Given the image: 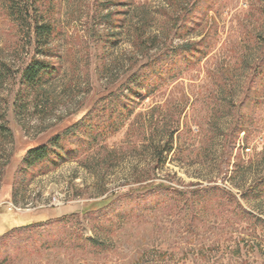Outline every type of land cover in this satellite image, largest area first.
Segmentation results:
<instances>
[{"label":"rangeland","instance_id":"1","mask_svg":"<svg viewBox=\"0 0 264 264\" xmlns=\"http://www.w3.org/2000/svg\"><path fill=\"white\" fill-rule=\"evenodd\" d=\"M25 3L0 0V236L17 228L0 238V264H264V190L250 191L264 177V0H40L60 72L30 90L35 46L10 10ZM186 44L193 61H168L107 140L45 173L22 166L32 145ZM171 135L156 166L153 146Z\"/></svg>","mask_w":264,"mask_h":264},{"label":"trees","instance_id":"2","mask_svg":"<svg viewBox=\"0 0 264 264\" xmlns=\"http://www.w3.org/2000/svg\"><path fill=\"white\" fill-rule=\"evenodd\" d=\"M39 1L26 0L24 11L19 10L17 12L14 11L13 5L10 7V10H13L12 14L25 20L27 24L26 34L34 42L33 45L35 46V52L22 74V83H24L25 88L28 90L46 84L49 80L58 76L60 72L58 66L53 65L46 59V56L49 57L52 54V50L49 48V40L54 36L55 31L51 24L45 21L40 23L36 19L34 9H36L35 4ZM197 1L201 2V0ZM192 10H190V13ZM196 50L202 53V56L205 54L203 49L202 51ZM38 55H41L43 58L38 57ZM171 56V60L166 57L159 60L156 59L153 62H147L140 71L134 72L124 80L118 89V93H110L106 98L104 97L101 100L102 104H96L94 108L96 112L91 110V113L87 111L86 113L79 114L75 121L67 124L62 131H58L50 136L46 143L32 145L21 157L22 166L34 167L45 173L49 168L56 169L64 164V162L77 159L83 153L90 152L98 144V141L107 140L119 130L122 118L124 122L127 116L132 113L133 107L130 101H135L134 99L141 97L142 91L156 88L157 83L163 79L164 74L162 73L168 74L169 72L168 61L172 64L177 63L178 60L186 64L193 61V56H195L194 46L192 44L182 45L174 49L171 52ZM158 62L161 63L160 66H158ZM252 83L253 81H251L248 91L257 90ZM126 91L130 95L129 101L123 100L126 97L124 95ZM248 99L242 102V105H246ZM233 123L229 133L226 135V146L230 158L236 147L237 138L245 128L239 118H236ZM172 140L173 136L171 135V137L169 136L165 140L164 144L158 143L153 146L151 157L156 166L164 164L168 158L167 156L173 152L174 144ZM255 183L250 191H255V193L259 194V191L264 190V177L255 181ZM212 191H216V188L207 187L200 193L207 195V193H211ZM75 215L77 216L78 214H71L72 217ZM69 217L65 216L61 222ZM29 226H34V224L23 225L22 228ZM14 229L7 231L0 238H3V236ZM87 241L92 243L93 246L97 242L95 239H87Z\"/></svg>","mask_w":264,"mask_h":264}]
</instances>
